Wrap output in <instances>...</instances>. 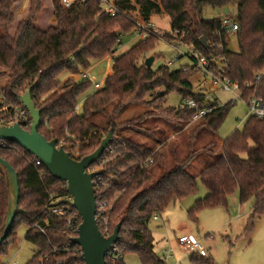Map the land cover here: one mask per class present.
Wrapping results in <instances>:
<instances>
[{"label":"trees","instance_id":"obj_1","mask_svg":"<svg viewBox=\"0 0 264 264\" xmlns=\"http://www.w3.org/2000/svg\"><path fill=\"white\" fill-rule=\"evenodd\" d=\"M225 5L237 7L236 53L228 49V32L222 29L221 18H204L206 7ZM52 7L54 25L39 29L36 24H42L38 17L43 0H30L26 17L18 22L13 35L10 28L18 21L15 0H0L3 32L0 95L8 104L22 107L20 97L36 86L32 100L42 112L38 132L49 142L57 140L58 146H63L75 160L93 154L110 131L119 139L110 147L115 150L114 157L108 149L101 158V162L108 156L112 159L94 181L97 204L110 205L106 226H101L103 235L112 236L121 224L117 252L115 257L106 258V264H125L128 254L137 255L143 264H164L155 254L149 224L170 205L197 194V178L186 169L195 158L203 154L211 156L215 149L221 151L219 157L199 174L208 195L189 210V219L196 224L202 210L227 207L229 198L238 193L241 205H252L249 227L254 220H260L264 216V118L249 117L241 131L220 139L219 130L233 103L213 105V112L196 122L194 112L184 107L189 99L198 104L203 102L204 97L198 92L194 95L191 84L192 78L200 73L198 69L194 66L173 72L166 66L157 71L148 69L145 66L148 54L159 41L155 35L118 57L115 53L122 34H129L138 24H150L154 16H168L171 34H164L163 39H179L209 61L222 60L224 75L239 86L241 99L247 102L255 96L264 106V0H115L114 17L104 12L101 0H74L69 8L61 0H52ZM201 38L207 40V47L202 45ZM108 57L113 58V73L101 90L85 100L79 115L76 111L79 100L91 90L93 83L87 78L79 82L75 78ZM65 73L70 78L62 83L60 77ZM258 75L263 77L255 87ZM174 91L182 97L180 106L164 107ZM146 96L149 101L145 100ZM131 102L154 107L142 119L172 121V129L187 140L186 154L181 156L174 144L170 145L169 154L163 151L169 138L165 142L164 137L156 134L161 132L156 124L144 128L153 138L150 145L131 135L125 136L117 117L121 108ZM113 104L116 106L110 114L108 108ZM98 115L107 119V128L92 122ZM141 129L136 131L143 135ZM122 146L125 150H120ZM169 156L173 161L171 168L166 166ZM0 158L18 175L19 209L24 211L16 217L7 238L0 244V256L16 243V230L25 223L29 228L25 240L37 250L28 264H57L64 258L71 262L70 256L53 254V246L63 248L67 238L63 234L65 220L49 213L54 202L67 193L66 185L43 166H37L32 156L16 144L0 146ZM8 202L9 183L0 167V237L4 233Z\"/></svg>","mask_w":264,"mask_h":264},{"label":"rangeland","instance_id":"obj_2","mask_svg":"<svg viewBox=\"0 0 264 264\" xmlns=\"http://www.w3.org/2000/svg\"><path fill=\"white\" fill-rule=\"evenodd\" d=\"M28 1L29 0H15L14 11L17 19L23 15L24 10L28 6ZM101 2L102 9L106 11L113 7L115 0H101ZM52 8V0H43V10L40 14L41 23L45 24L52 21ZM236 15L237 7L234 5L206 7L204 9L205 19L231 17L235 20ZM134 18H136V15H134ZM137 22L141 23L140 21ZM150 24L158 30V33H152V35H155V37L159 39L154 50L148 54L149 58L153 57L155 59L152 70L157 71L159 68L166 66L173 72L193 67V62L188 55L189 50L184 42H180L182 46L181 50H178L176 47V45L179 44L178 39L167 40L166 38H162L164 34H171V21L169 17L154 16ZM137 30L138 29H135L129 34H122L120 36L122 42L117 48L115 57L126 53L136 44L143 41L141 35L137 33ZM2 34V30H0V36ZM227 42L229 51L233 53L238 52L236 36L233 34L228 36ZM112 73V57H108L95 65L88 75V80L93 83L88 94L96 91L94 88L95 84H99L103 88L107 78ZM69 76L70 75L67 73L63 74L60 77V82H66ZM75 79L78 81L81 78L76 77ZM191 84L195 92L208 98L207 104L209 105L234 104L219 130L220 139H226L236 130L241 131L243 129L245 123L249 117H251L246 101L237 99V94L215 89L212 86L211 78L200 73L192 78ZM87 95H84L79 100L77 108V113L79 115L82 113L83 104ZM145 100L149 101L147 96ZM181 101V95L177 91H174L168 96L164 107L178 108ZM115 106L116 104L109 106L108 111L110 114L113 112ZM152 110H154V107L146 106V104L138 102H131L123 109L121 108L117 117V122L122 125V131L125 130L123 134L125 136L131 135L132 138L140 143L150 145L154 143V141H152L153 138L151 135L149 137L150 132H148V134L145 133L144 128H152L156 124L161 131L156 134L161 138L164 137L165 142L166 138H169L163 151L169 154L170 145L174 144L177 152L180 153L181 156H184L186 154L185 149L187 151V140L184 138V135H179L172 129V127H174L172 121H169L170 123L165 122L167 120L164 121V119L157 121L154 120V117L142 119L143 115L147 112L150 113ZM143 121H146V123L143 124ZM92 122L98 124L102 128H107V119L102 115L92 118ZM139 126L142 127V129ZM138 129H141L143 135L138 134V132H140L136 131ZM175 135L177 136L175 137ZM114 140L119 141L117 137H114ZM120 150H125V147H120ZM113 153H115L114 149L109 151L111 157H114ZM220 153L221 151L215 149L214 154L211 156L203 154L195 158L187 167L186 171L190 176L197 178V194L187 198L181 203L170 205L163 213L158 214L159 220L152 219L150 222L149 230L155 241V254L164 264H264V216L260 220H254L252 227H249L251 224L252 205L251 203L241 205L238 193H235L229 198L227 207L202 210L196 224L189 219V210L197 201L203 200L208 195L207 189L199 179V174L202 169L214 163ZM110 156L102 162L100 160L97 166L91 167L90 171L100 173L102 167L106 165L108 160L112 159ZM170 158L171 156H169L168 162H166L168 168L173 166V161ZM130 171L131 167L126 173H130ZM248 228L251 229L247 231ZM28 229L25 223H22L17 228L16 243L9 247L7 254L0 256V264H28L32 260L37 250L25 240ZM187 235L201 242L207 254V256L203 258L204 260L196 258L199 256L186 252L185 249L179 245L178 239ZM124 261L125 264H143L140 258L134 254H128L124 258Z\"/></svg>","mask_w":264,"mask_h":264},{"label":"water","instance_id":"obj_3","mask_svg":"<svg viewBox=\"0 0 264 264\" xmlns=\"http://www.w3.org/2000/svg\"><path fill=\"white\" fill-rule=\"evenodd\" d=\"M200 41L204 47H207L205 38H201ZM154 61L153 57L148 58L145 66L151 69ZM35 87L33 86L20 97V102L32 121L30 130L27 131L18 124L11 127H0V143L16 144L25 153L38 160L53 178L67 186V193L73 197V208L81 217L78 237L74 240V244L81 248L84 264H106L108 253L119 241L121 224L116 226L112 236L105 237L102 234L96 219L97 201L94 188V181L100 173L90 170L110 149L114 141L113 132L110 131L107 134L93 154L81 160L73 159L63 146H58L57 140L49 142L38 132L42 112L36 108L32 100ZM194 95H197V92ZM0 167L5 170L9 183L8 210L4 233L0 237V244H2L16 217L24 214V211L19 209L20 186L17 173L1 158Z\"/></svg>","mask_w":264,"mask_h":264},{"label":"built area","instance_id":"obj_4","mask_svg":"<svg viewBox=\"0 0 264 264\" xmlns=\"http://www.w3.org/2000/svg\"><path fill=\"white\" fill-rule=\"evenodd\" d=\"M62 4L69 8L74 0H61ZM83 1V0H82ZM102 4V2H101ZM109 13L112 17L116 15V10L114 7L104 11ZM222 29L227 30L228 36L232 34L236 36L238 32V26L236 22L231 17H223L221 19ZM137 33L141 35V39L144 41L152 35V33H158V30L154 28L151 24H138L137 25ZM172 36L176 37L175 34ZM179 40V39H178ZM122 39L120 37L119 44H121ZM182 41L179 40V44L176 45L178 50H181V43ZM189 50V57L193 62V66L199 70L200 74L204 76H209L211 78L212 86L215 89H220L227 93H234L237 94V99H241L242 95L239 89V86L232 83L230 79H228L224 75V68L225 66L222 63V60L215 61V60H207L199 51L193 48V46H188ZM220 67V68H217ZM186 69H183L185 71ZM82 78L86 79V74H81ZM262 75H258L255 78L254 85L257 86L261 79ZM95 90H101L102 87L99 84L94 85ZM204 97V96H203ZM208 98L204 97L203 102L198 104L196 101L189 99L184 102V107L188 108L189 110L194 112V122L206 117L210 113L213 112L214 108L213 105L207 104ZM216 105V104H215ZM247 105L250 110V116L255 117L258 119L264 118V106L262 101L255 96L251 97L247 101ZM20 125L25 130H30L32 126L31 118L27 112V110L22 107H16L8 104L2 95H0V127H11L14 125ZM7 143H0L1 147H6ZM33 158V157H32ZM37 166H42V164L33 158ZM153 161H150L152 163ZM95 184V183H94ZM67 188V186H66ZM110 205L107 202H101L97 204V213L96 219L98 221L99 228L101 230V226L105 228L106 221L105 216L108 212ZM49 213L52 216L63 218L65 220V226L63 229V234L67 238V243L63 248L53 246V254H63L72 257L73 260L71 262L61 259L57 262V264H84L82 260V251L81 248L74 244V240L78 237V231L81 225V217L78 212L73 208V197L66 193L64 196L58 198L55 202L53 207L49 209ZM154 220H159L158 215H155ZM38 229L45 234L43 228L38 227ZM102 232V231H101ZM103 234V233H102ZM179 245L185 249L186 252L191 253L192 255H198L201 258L207 256L202 244L200 241H197L191 236H182L178 239ZM116 249L113 248L107 255V258L115 257ZM169 256V254H168ZM47 261V258H45Z\"/></svg>","mask_w":264,"mask_h":264},{"label":"crops","instance_id":"obj_5","mask_svg":"<svg viewBox=\"0 0 264 264\" xmlns=\"http://www.w3.org/2000/svg\"><path fill=\"white\" fill-rule=\"evenodd\" d=\"M29 3H30V0L28 1V6H29ZM28 6L26 7V9L24 10V12H23V15L18 19V21L15 23V25H13L11 28H10V30H11V32H12V34L14 35L15 34V32H16V29H17V25L19 24L18 22L19 21H22V20H24V18L26 17V14H27V10H28ZM52 14H53V10H52ZM41 17V16H40ZM40 17H38V19H40ZM51 20L52 21H50L49 23H42V24H40V23H38V24H36V27H38L39 29H47V28H49V27H51L52 25H54V23H53V15L51 16ZM98 63H96L95 65H97ZM94 65V66H95ZM93 66V67H94ZM85 74H86V78L88 79V75H89V73H90V71H88V72H84ZM78 77H80L81 79L80 80H78V82L79 81H82L84 78H82V75H80V76H78ZM70 78V76L68 77V79ZM67 79V80H68ZM64 83V82H63ZM195 90V89H194ZM96 91H94L93 93H95ZM93 93H91V94H86L87 95V97H86V99H88ZM85 99V100H86ZM219 106H222V105H219ZM76 111H78L77 109H76ZM221 143H219V145H218V149H221ZM187 236H190V235H187Z\"/></svg>","mask_w":264,"mask_h":264}]
</instances>
